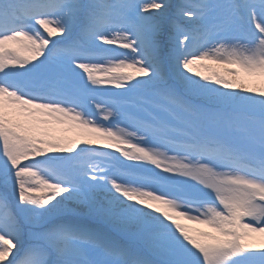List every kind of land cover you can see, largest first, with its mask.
<instances>
[{"label":"snow or ice","instance_id":"obj_1","mask_svg":"<svg viewBox=\"0 0 264 264\" xmlns=\"http://www.w3.org/2000/svg\"><path fill=\"white\" fill-rule=\"evenodd\" d=\"M0 264H264V0H0Z\"/></svg>","mask_w":264,"mask_h":264},{"label":"rangeland","instance_id":"obj_2","mask_svg":"<svg viewBox=\"0 0 264 264\" xmlns=\"http://www.w3.org/2000/svg\"><path fill=\"white\" fill-rule=\"evenodd\" d=\"M119 51H124V50L120 49ZM107 87L110 88L111 86H107ZM111 90L112 91H118L116 89H111ZM96 99L97 100H101V101L106 99L105 95L103 94V91H101V93L96 96ZM88 110L96 119H100L99 115L96 113V110H95V108L92 105H89V109ZM104 123H107V122H104ZM121 126H123V124ZM109 151H111V150H109ZM113 154L118 156V154H116V153H113ZM125 163H127V162H125ZM70 207H75V205H70Z\"/></svg>","mask_w":264,"mask_h":264}]
</instances>
